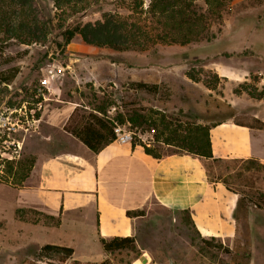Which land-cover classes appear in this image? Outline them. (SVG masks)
<instances>
[{
	"label": "rangeland",
	"instance_id": "374dc122",
	"mask_svg": "<svg viewBox=\"0 0 264 264\" xmlns=\"http://www.w3.org/2000/svg\"><path fill=\"white\" fill-rule=\"evenodd\" d=\"M142 1L146 9L150 0ZM36 2L53 22L48 42L26 45L13 41L6 54L15 59L0 64V72L16 64L21 66L12 84L0 80V111L12 105L40 122L27 134L23 162L35 161L36 152L51 151L64 144L58 132H53L54 141L44 139L40 132L41 122H45L42 116L52 109L62 111L66 100L73 101L69 106L87 112L90 105L109 96L114 103L107 114L112 117L133 106L150 113L160 110L177 122L210 124L233 116L236 121L256 125V113L264 111V97L255 99L245 91L236 92L244 82L259 91L264 89V0H232L222 23L211 24L208 37L185 45L159 43L145 51L89 45L80 36L64 45L54 0ZM134 6V0H99V4L91 3L82 13L72 16L70 22L94 21L102 18L105 11L128 15ZM26 49L27 54L23 53ZM49 69L58 71V76L46 82ZM190 70L208 79L218 74L216 87L191 80L187 75ZM133 81L157 83L163 89L156 94L137 90L130 85ZM114 106L117 110L112 112ZM137 131L152 138L149 132ZM211 166L247 198L249 213L245 217L240 210L235 237L205 238L186 212L154 203L139 221L137 250L105 252L98 241L82 234L75 238L77 251L65 263L40 252L46 243L64 244L63 234L53 229L58 225L56 217L33 208L15 209L16 195L8 187L18 185L12 176L0 175V264H98L103 260L110 264H264V208L254 202L264 193V169L244 170L242 162L231 160L212 161Z\"/></svg>",
	"mask_w": 264,
	"mask_h": 264
},
{
	"label": "crops",
	"instance_id": "0c3cea01",
	"mask_svg": "<svg viewBox=\"0 0 264 264\" xmlns=\"http://www.w3.org/2000/svg\"><path fill=\"white\" fill-rule=\"evenodd\" d=\"M64 102L62 111L52 109L42 116L40 134L54 141L56 131L65 142L51 151L36 152L29 176L21 185L8 187L16 195L15 209L33 208L59 217L53 229L63 234L62 245L73 247L82 234L102 248L103 238L135 236L142 215L129 216L128 211H148L154 203L188 209L205 238L236 236L240 194L221 180H209L211 159L174 148L157 158L140 144L117 140L94 152L64 129L75 109L69 106L72 100ZM255 117L264 121V111ZM210 137L214 157L253 158L264 164V128L230 116L211 128Z\"/></svg>",
	"mask_w": 264,
	"mask_h": 264
},
{
	"label": "trees",
	"instance_id": "16d2710c",
	"mask_svg": "<svg viewBox=\"0 0 264 264\" xmlns=\"http://www.w3.org/2000/svg\"><path fill=\"white\" fill-rule=\"evenodd\" d=\"M135 6L131 14L123 15L120 12L105 11L102 18L94 21L75 20L70 22L72 16L82 13L91 3L99 0H54L57 9L58 27L64 45H68L76 36L89 44L99 47H111L119 51L137 50L145 51L156 44H180L185 45L201 38L208 37L212 23L221 24L224 13L232 0H150L148 7H143L142 0H134ZM53 33V22L47 19L41 12L36 0H0V64L10 63L15 58L6 54V49L11 42L31 45L34 43L44 44L48 42ZM28 49L23 53L27 54ZM21 66L16 64L9 69L0 72V80L6 85L12 84L17 78ZM188 77L194 81H202L208 88L216 87L219 79L214 74L212 79L201 77L200 73L190 70ZM130 85L137 90H146L156 94L162 91L163 86L157 83L133 81ZM242 88L236 92H247L252 98L264 97V89L244 82ZM109 96H104L100 103L90 105V111L80 112L75 108L71 113L64 129L81 140L94 152H99L107 144L116 139L115 122L126 124L133 131L141 129L152 135L151 144L133 140V144L144 146L145 151L157 158L162 157L168 151L163 149L162 144L174 148L172 151L189 152L207 159L214 163L229 161L216 158L213 155L210 137L211 128L215 123L208 122H177L178 120L160 110L146 112L144 108L129 107L125 112L117 111L116 116L107 114L109 107L114 103ZM12 107V105H9ZM157 115V116H155ZM226 119V118H225ZM256 127L264 128V121L255 117ZM234 162H242L244 170L255 167L257 170L264 169V164L256 159L246 160L232 159ZM2 163V161H0ZM35 161L34 159H22L18 161L7 160L4 173L0 175L12 176L16 185H21L29 176ZM212 164V163H211ZM211 164L208 165L209 180L212 182L223 181L233 191L232 185L213 171ZM240 194V192L236 191ZM250 200V198H248ZM260 208H264V193H260L254 201ZM248 216L249 207L245 195H240L235 213L237 221L239 212ZM144 210L128 211L129 216L144 215ZM193 222L190 211L184 210ZM55 218V216H52ZM56 223L60 218L56 217ZM207 243V239H205ZM103 248L106 252L118 250H137L135 236L114 237L110 240L102 239ZM223 246L222 243L218 244ZM41 253L57 258L65 263L75 253L73 246L56 243H46L41 247ZM250 254L248 255V257ZM79 263L78 261H76ZM30 264H38L29 262ZM93 264V263H90ZM98 264H110L103 260Z\"/></svg>",
	"mask_w": 264,
	"mask_h": 264
},
{
	"label": "built area",
	"instance_id": "2783aa9c",
	"mask_svg": "<svg viewBox=\"0 0 264 264\" xmlns=\"http://www.w3.org/2000/svg\"><path fill=\"white\" fill-rule=\"evenodd\" d=\"M58 76V71L48 70L49 82ZM117 110V106L112 107L111 111ZM112 117V116H111ZM39 120L30 116L22 108L7 107L0 111V174L4 173V166L7 160L18 161L22 157L24 142L29 131L38 127ZM116 139L121 143L133 142V140L142 141L151 144V138H146L144 133L133 131L126 124L115 122Z\"/></svg>",
	"mask_w": 264,
	"mask_h": 264
}]
</instances>
